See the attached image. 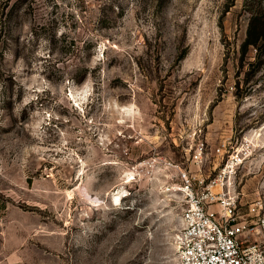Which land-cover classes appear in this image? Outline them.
<instances>
[{
    "label": "rangeland",
    "instance_id": "obj_1",
    "mask_svg": "<svg viewBox=\"0 0 264 264\" xmlns=\"http://www.w3.org/2000/svg\"><path fill=\"white\" fill-rule=\"evenodd\" d=\"M246 5L0 0V264H176L184 173L264 203Z\"/></svg>",
    "mask_w": 264,
    "mask_h": 264
},
{
    "label": "built area",
    "instance_id": "obj_2",
    "mask_svg": "<svg viewBox=\"0 0 264 264\" xmlns=\"http://www.w3.org/2000/svg\"><path fill=\"white\" fill-rule=\"evenodd\" d=\"M225 173L223 168L205 188H190L183 174L186 203L173 237L176 264H264V203L252 202L241 214Z\"/></svg>",
    "mask_w": 264,
    "mask_h": 264
},
{
    "label": "trees",
    "instance_id": "obj_3",
    "mask_svg": "<svg viewBox=\"0 0 264 264\" xmlns=\"http://www.w3.org/2000/svg\"><path fill=\"white\" fill-rule=\"evenodd\" d=\"M249 18L242 43V53L248 47L254 48L260 56L264 54V0H246ZM183 54L180 56L182 57Z\"/></svg>",
    "mask_w": 264,
    "mask_h": 264
}]
</instances>
